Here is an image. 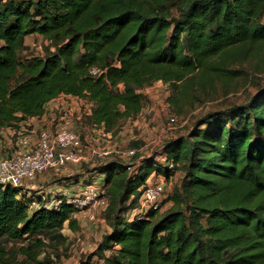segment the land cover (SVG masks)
<instances>
[{
    "label": "trees",
    "instance_id": "1",
    "mask_svg": "<svg viewBox=\"0 0 264 264\" xmlns=\"http://www.w3.org/2000/svg\"><path fill=\"white\" fill-rule=\"evenodd\" d=\"M33 34L46 42L42 52L21 57ZM262 70L264 0H0V132L41 116L63 94L89 104L83 124L115 135L156 81L170 86V104L184 113ZM160 157L83 163L103 177L108 228L76 264H264V85L167 138ZM176 171L169 207L128 217L148 176ZM30 200L0 184V264H23L18 254L50 264L47 254L37 258L45 239L60 245L65 226L79 228L67 201L30 210Z\"/></svg>",
    "mask_w": 264,
    "mask_h": 264
},
{
    "label": "rangeland",
    "instance_id": "2",
    "mask_svg": "<svg viewBox=\"0 0 264 264\" xmlns=\"http://www.w3.org/2000/svg\"><path fill=\"white\" fill-rule=\"evenodd\" d=\"M45 43L39 35L33 34L27 36L25 38L26 48L21 51L20 56L25 57L31 54L41 53L42 46ZM257 84L264 85V70L260 73L252 74L243 88L236 92H229L226 95L218 96L211 100L195 103L193 108L187 109L184 113H177L175 107L169 102V98L172 95L170 86L164 82L156 81L150 86L141 89L143 108L137 117L122 121L118 133L115 135L109 134V136H101L100 132L97 131V127L82 123L79 117L81 116V112L86 108V102L83 99L82 101H78L73 96L61 95L56 99L55 106L51 110L53 114L51 119H48L46 126L49 125L50 128L55 127L59 122L61 110L63 108H69L72 109L73 113V126L78 129L83 145L98 150L106 149L110 151L103 157L91 156L92 161L90 162L98 163L100 160L118 159L124 163H136L135 165H138L143 157H154L156 161L162 163L163 160L160 157V151L163 142L167 138L186 132L201 115L208 111L218 110L230 104L244 101L257 91ZM170 117L175 118V128L173 130L169 128L168 119ZM21 132L15 133L12 129L6 132L4 128L1 130L0 158L11 156L19 149L31 145V143L27 145L29 141L26 144L27 146H23L19 142L20 139H28L26 133L22 134ZM35 134L37 138L38 131ZM129 149L137 150L132 158H127L123 154ZM158 178H161L167 187V197L161 202L160 210L162 211L171 204V201L167 198L172 192L174 185L179 183L180 173L176 171L171 178H164V175L159 172L148 176V180L150 181H155ZM78 184L79 187L89 184L94 187H100L104 184V180H100L99 175L93 173L82 177ZM140 205L138 200L134 208H140ZM132 209L133 207L128 210L127 215L131 213ZM101 216V214H96L94 220L77 217L79 228L76 231H72L65 226L62 232L66 235V240L60 245L46 238L43 253L39 254L37 258L41 260L47 254L52 259L50 264H76L81 258L92 255L97 243H99L102 235L108 228L107 223L102 221ZM21 243L27 242H16L12 248L16 249ZM34 243L35 241L31 240V242H28V246L33 247ZM17 259L23 261V264H32L31 260L25 259L21 254H18ZM92 259L95 260L96 255Z\"/></svg>",
    "mask_w": 264,
    "mask_h": 264
},
{
    "label": "built area",
    "instance_id": "3",
    "mask_svg": "<svg viewBox=\"0 0 264 264\" xmlns=\"http://www.w3.org/2000/svg\"><path fill=\"white\" fill-rule=\"evenodd\" d=\"M90 72L97 74L98 69L93 67ZM85 105L86 108L89 106L88 103ZM72 114V109L63 108L59 122L52 130L43 129L39 131L32 145H29L28 139H20L19 142L23 146H29L19 149L11 156L1 157L0 184L19 187L24 194L31 196L30 210L36 208L39 202H42L46 207L56 208L65 200L74 207L72 217H85L94 220L96 214H101L102 221H105L103 211L108 205V200L104 184L100 187L89 184L71 192H58L51 198L45 197L44 193H37L36 195L31 193V189L34 188L33 181L39 174L50 169H58L67 163L90 162L92 161L91 156L103 157L110 152L106 149L98 150L83 145L78 129L73 126ZM168 122L169 128L173 130L175 118L170 117ZM93 127L100 130L101 136L108 135L103 127ZM136 152V149H129L123 154L127 158H132ZM165 167L174 169V163L167 161ZM166 197L167 187L163 180L150 181L147 179L141 189L140 208L132 209L128 217L132 218L134 215L142 217L148 209H160L161 202Z\"/></svg>",
    "mask_w": 264,
    "mask_h": 264
},
{
    "label": "crops",
    "instance_id": "4",
    "mask_svg": "<svg viewBox=\"0 0 264 264\" xmlns=\"http://www.w3.org/2000/svg\"><path fill=\"white\" fill-rule=\"evenodd\" d=\"M64 96H69V95H64ZM58 98L59 96L47 102V104L45 105V111L41 116L39 117L35 116V117L28 118L27 120L21 122L18 125V128L16 130L14 128H9V127L4 128V129H6V132H9V129H12V131L15 133L16 132L18 133L21 131H22L21 132L22 134L26 133V136L28 137V140L30 141L29 143H31L32 145L35 141L34 139L36 138V134H35L36 131L39 132L43 129L52 130L54 128V127L50 128L49 125L48 126L46 125L48 123V119H51V116L53 114L51 110L53 109V106H55L56 99ZM75 98L78 101H82V98H77V97ZM97 131L100 132L98 128H97ZM109 134L110 133H108L107 136H109ZM94 163L95 162H90V163L85 162L84 164L92 165ZM82 165L83 163L81 164L67 163L66 165L58 169H50V170H47L39 174L36 177V179L33 181L34 188L31 189V193L34 195H36L37 193H44L45 197L51 198L54 194L58 192H62V193L71 192V191L78 189L79 188L78 183L80 179H82V177L87 176L88 174H93L92 172L83 171ZM99 179L103 181V178L101 177V175H99ZM157 180H162V179L158 178Z\"/></svg>",
    "mask_w": 264,
    "mask_h": 264
}]
</instances>
